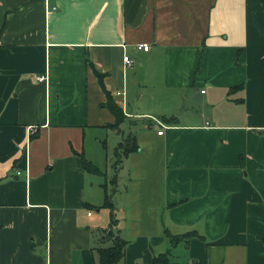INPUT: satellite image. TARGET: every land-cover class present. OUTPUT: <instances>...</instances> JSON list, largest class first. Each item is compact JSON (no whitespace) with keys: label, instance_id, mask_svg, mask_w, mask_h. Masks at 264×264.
<instances>
[{"label":"crops","instance_id":"0c3cea01","mask_svg":"<svg viewBox=\"0 0 264 264\" xmlns=\"http://www.w3.org/2000/svg\"><path fill=\"white\" fill-rule=\"evenodd\" d=\"M107 229L119 264H264V0H0V264H98Z\"/></svg>","mask_w":264,"mask_h":264},{"label":"trees","instance_id":"16d2710c","mask_svg":"<svg viewBox=\"0 0 264 264\" xmlns=\"http://www.w3.org/2000/svg\"><path fill=\"white\" fill-rule=\"evenodd\" d=\"M91 65V64H90ZM93 68V67H92ZM94 69V68H93ZM96 74L99 77V81L103 89L106 91L108 100L105 104L107 108H109L115 115L116 123L113 125V127L119 128L120 124L124 120V113L123 109L114 101L113 97L109 92H107L104 84V76L98 72ZM231 92L233 89L230 90ZM176 117H173L167 122L175 123ZM138 146L136 144V140L134 138H130L126 141H124L120 146L118 147V151L123 152L124 154L132 153L136 150H138ZM82 165L86 172H89L91 174L100 175L102 174L99 169L94 166L90 161H88L86 158L82 157ZM105 201L103 204V207L112 209V203L109 200V197L107 195V192L105 193ZM107 233L108 237V243H110L109 247H100L97 249L98 251V264H119L122 262L125 258L126 254V246L127 242L123 239H121L118 235H115V233L111 229H107L104 231ZM168 237L170 238V241L172 244L177 245L179 242L184 241L192 235L186 234L183 236L179 235H173L169 234ZM264 243V239H263ZM171 255L169 253L159 254L155 257H153L152 261L149 264H170L171 263Z\"/></svg>","mask_w":264,"mask_h":264},{"label":"rangeland","instance_id":"374dc122","mask_svg":"<svg viewBox=\"0 0 264 264\" xmlns=\"http://www.w3.org/2000/svg\"><path fill=\"white\" fill-rule=\"evenodd\" d=\"M119 136H121V134L119 135ZM113 151H110V155H109V159H108V162H107V160L105 161V155L103 156V158L100 160V168H102L103 170H105V168H106V164H108L109 165V169L111 170V169H113V162H114V155H113ZM110 171H109V176H110ZM113 175V174H112ZM96 210V209H95ZM94 212H96V211H94ZM95 238H96V243H97V245H99L100 246V242H101V239H102V242H103V247H109L110 245L107 243L108 242V237H107V233H105V232H103V236L102 235H100V234H98V235H96L95 236ZM106 243V244H105ZM97 259H98V256H97Z\"/></svg>","mask_w":264,"mask_h":264},{"label":"built area","instance_id":"2783aa9c","mask_svg":"<svg viewBox=\"0 0 264 264\" xmlns=\"http://www.w3.org/2000/svg\"><path fill=\"white\" fill-rule=\"evenodd\" d=\"M137 48H138L139 50H145V51H148V50L150 49V46H149L148 44H139V45H137ZM124 62H125V64H126L127 66H131V65L133 64L132 60H131L128 56H126V57L124 58ZM37 79H38L40 82H43V81L46 80V77H39V78H37ZM159 134H160V135L163 134V131H160ZM18 174H19V172H18ZM89 214L91 215V213H89Z\"/></svg>","mask_w":264,"mask_h":264}]
</instances>
